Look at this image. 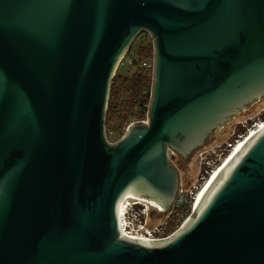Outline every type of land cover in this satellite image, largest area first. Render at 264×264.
Returning a JSON list of instances; mask_svg holds the SVG:
<instances>
[{"label":"water","instance_id":"1","mask_svg":"<svg viewBox=\"0 0 264 264\" xmlns=\"http://www.w3.org/2000/svg\"><path fill=\"white\" fill-rule=\"evenodd\" d=\"M153 38L148 120L115 142L117 69ZM264 96V0H0V264H264V126L169 237L120 228V201L161 212L184 161Z\"/></svg>","mask_w":264,"mask_h":264},{"label":"rangeland","instance_id":"2","mask_svg":"<svg viewBox=\"0 0 264 264\" xmlns=\"http://www.w3.org/2000/svg\"><path fill=\"white\" fill-rule=\"evenodd\" d=\"M141 45L147 47L152 46L154 50L153 38L148 31L143 30L136 36L130 49L123 57L116 75L132 77L136 73L145 72L153 76L154 51L150 57H141L137 52L138 47ZM263 118L264 96L231 117L223 127L215 131L207 142L196 149L185 161L179 154L170 153L172 162L179 168L180 172L179 198L172 209L166 212L159 211L160 208L156 202L151 200L153 203H150V201L146 200L145 204L149 208V224L167 227L168 230H166V233L172 232L175 229L177 230L183 221L192 213V207L190 205L191 191L194 190L195 186L202 184L208 177L207 170L209 171L211 167L214 168L216 166L214 164L211 166V163L220 155L222 146L230 141H234L238 138L239 134L246 131L248 127H251L255 121ZM141 120H148V109L142 112L140 119L131 114L127 125L129 126L131 123ZM127 125L123 127L124 132L121 134L115 129L108 127L106 123L105 127L108 140L115 142L120 139L125 134L128 128ZM185 199H187V202Z\"/></svg>","mask_w":264,"mask_h":264},{"label":"trees","instance_id":"3","mask_svg":"<svg viewBox=\"0 0 264 264\" xmlns=\"http://www.w3.org/2000/svg\"><path fill=\"white\" fill-rule=\"evenodd\" d=\"M152 46H139L137 49L141 57H150ZM153 76L148 73H136L132 77L116 75L111 85V93L106 114L108 127L123 134L131 114L138 119L142 112L149 107ZM128 126V125H127Z\"/></svg>","mask_w":264,"mask_h":264},{"label":"built area","instance_id":"4","mask_svg":"<svg viewBox=\"0 0 264 264\" xmlns=\"http://www.w3.org/2000/svg\"><path fill=\"white\" fill-rule=\"evenodd\" d=\"M260 120H262L263 122ZM260 120L255 121L251 127H248L246 131L239 134L238 138H236L234 141H230L226 145L222 146L220 155L211 163V166L213 164L216 166L214 168L211 167L209 171L207 170L208 177L202 184H200L199 186H195L194 190L191 191L192 195L190 199V205L192 207V211L194 210L198 202L200 190L202 189L207 179L212 175L215 168L220 166L224 162V160L236 149V147L240 143V140L242 141V139H245L246 136H249L251 134L252 128L255 127V130H258L262 127V125H264V118ZM260 122L261 124L258 125ZM185 201L187 202V199H185ZM148 209V205L145 204V202H141L137 199H130L125 203L123 201L119 213L121 231L125 235H128L132 238H141L145 240L164 239L171 236L176 231L175 229L172 232L166 233V230H168L167 227L161 225H150Z\"/></svg>","mask_w":264,"mask_h":264},{"label":"bare ground","instance_id":"5","mask_svg":"<svg viewBox=\"0 0 264 264\" xmlns=\"http://www.w3.org/2000/svg\"><path fill=\"white\" fill-rule=\"evenodd\" d=\"M260 121H262V120H260ZM263 122V121H262ZM261 124V122L258 124V125H260ZM262 126H264V125H262ZM256 132H257V130H255V127L254 128H252L251 129V134L249 135V136H246V138L245 139H242V141L240 140V143H239V145L236 147V149L224 160L225 162H223L222 164H221V166L218 168V167H216V169L214 170V172L212 173V175L207 179V181L205 182V184L203 185V187H202V189L200 190V193H199V199L198 200H200V198L202 197V195H203V193L205 192V190L208 188V186L212 183V181L215 179V177L218 175V173L221 171V169L223 168V166L229 161V159L240 149V147L246 142V141H248L252 136H254L255 134H256ZM218 168V169H217ZM211 179V180H210ZM124 199V200H123ZM130 199H137V200H139V201H141V202H146V200L147 201H150V203H153L152 201H154V200H152L151 201V199H148V198H146L145 196H143V195H139V196H130V195H126V196H124L123 198H122V200L120 201V205H119V207L121 208V205L123 204V201H124V203L126 202V201H128V200H130ZM155 202V201H154ZM157 203V202H156ZM154 205V204H153ZM158 205V204H157ZM155 207V206H154ZM158 207H159V205H158ZM160 209H161V207H159ZM128 236V235H127Z\"/></svg>","mask_w":264,"mask_h":264},{"label":"flooded vegetation","instance_id":"6","mask_svg":"<svg viewBox=\"0 0 264 264\" xmlns=\"http://www.w3.org/2000/svg\"><path fill=\"white\" fill-rule=\"evenodd\" d=\"M226 161V160H225ZM211 180V179H210Z\"/></svg>","mask_w":264,"mask_h":264}]
</instances>
